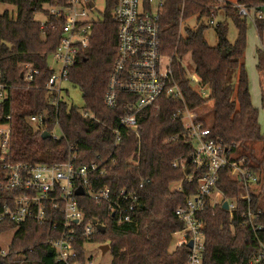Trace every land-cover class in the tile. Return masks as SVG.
I'll use <instances>...</instances> for the list:
<instances>
[{"label": "trees", "instance_id": "1", "mask_svg": "<svg viewBox=\"0 0 264 264\" xmlns=\"http://www.w3.org/2000/svg\"><path fill=\"white\" fill-rule=\"evenodd\" d=\"M43 1L48 0H0V5L15 8L13 15L8 10L0 12V72L11 88L8 98L0 102V123L5 116L11 117L10 159L30 165L54 164L65 161L69 147H72L76 150L77 164L106 165L104 175L91 177L93 188L105 185L138 193L142 208L133 221L121 225L114 222L104 205L96 206L86 196L77 198L84 220L95 219L105 226L103 234L96 232L90 240L80 239L75 245L79 259L84 257L83 242H96L109 245L111 264H186L187 247H177L170 252L169 246L173 233L182 228L174 211L195 193L197 182L187 181L184 170L172 167L175 161L188 158L193 148L191 142L180 135L182 123L179 118L172 121L173 113L183 104L192 111L201 108L207 100L202 96V89L206 88L208 99L213 101L212 122L207 124L201 113L198 118L211 130L210 138L219 139L226 146L232 145L233 151L246 159L245 166L256 173L261 171L264 177V158L255 160L252 154L237 151V146L247 139L264 140L259 133L252 135L259 131V126L257 109L251 103L247 73L241 63L245 49V20L235 11L226 10L238 30L237 38L230 43L226 26L218 23L215 26L217 43L209 46L203 38L202 26L187 29L183 36L179 35V1H169L160 18V49L161 54L169 58L172 79L181 90L184 102L160 97L155 106L137 114L138 135L121 129L119 143L114 146L112 129L117 127L126 111L121 104L113 109L103 104L117 44V26L111 18L113 0H107L102 19L91 29L88 47L79 51L63 81L80 90L81 111L66 100L67 91L62 86L56 104L54 96L44 87L51 74L47 58L57 45L61 22L46 30L40 28L33 13ZM238 1L257 4L260 0ZM253 21L257 35L261 37L264 22L258 18ZM188 53L197 86L190 83L181 64ZM24 64H30L38 71L28 82L21 75ZM257 66L264 86V55L261 52ZM83 112L89 115L84 116ZM39 115L45 117L40 129L28 124V117ZM55 122L60 137L42 139V131L50 132ZM174 135L179 137L171 141ZM109 158L115 159V163L109 164ZM145 180L149 182L139 188V182ZM177 182H181V188L171 190V184ZM216 188L225 199L235 201V208L232 215L218 205L206 208L201 214L205 223L202 264H264V257L254 261L260 252V244L264 246V219L261 221L263 230L256 235L241 225L246 204L236 199L241 185L228 175L227 169L220 170ZM5 195L0 191V206ZM14 228L8 253H0V264H64L56 262L45 245L51 234L50 226L29 221L17 226L1 223L0 234ZM19 253L23 258L13 259L14 254Z\"/></svg>", "mask_w": 264, "mask_h": 264}, {"label": "built area", "instance_id": "2", "mask_svg": "<svg viewBox=\"0 0 264 264\" xmlns=\"http://www.w3.org/2000/svg\"><path fill=\"white\" fill-rule=\"evenodd\" d=\"M169 1L171 0H113L111 18L117 26V44L103 104L109 109L121 104L126 111L120 117L117 127L112 129L114 146L119 143L121 129L138 135L137 114L145 108L155 106L160 97L184 102L181 90L172 79L169 61L164 71L161 69L162 58H169L161 54L160 18ZM177 1L179 35L184 19L191 17L198 20L204 17L213 25L217 13L223 11L227 15L228 9L235 11L243 19L258 18L264 22V0L257 4L240 3L238 0L236 3L227 0ZM97 2L103 4L101 10L97 8ZM106 4L107 0H48L41 2L33 13L34 20L43 30L61 22L57 45L50 54L58 70L56 73L49 68L51 74L44 85L46 91L54 96L55 104L60 100L61 83L65 81L68 69L79 51L88 47L91 29L102 19ZM37 73L30 64L22 66L21 75L26 82L31 81ZM188 79L197 86L198 80L194 73ZM10 90L0 72V102L8 98ZM83 115L89 114L83 112ZM178 118L183 127L180 135L190 141L193 148L188 158L175 161L172 167L182 170L188 167L189 172L185 174V178L187 181L195 180L197 189L174 211L182 228L173 235L178 236L176 248L187 247L191 242V247H187L186 264H202L205 223L201 214L208 207H222L224 201L227 202L230 215L235 208V201L225 199L216 188L220 170L227 169L228 175L239 181L241 188L236 199L246 204L241 214V225L250 228L255 235L263 230L264 177L246 167V159L234 152L232 145L226 146L221 140L210 138L211 130L204 127L195 111L189 110L185 104L173 113L172 121ZM44 119L42 115L30 116L27 122L40 129ZM12 132L11 117L7 115L0 123V191L6 193L0 206V224L11 223L17 226L27 221L37 225L46 224L51 227V234L45 245L52 251L56 262L93 264L85 255L87 242H83V260L79 259L75 249L80 239L88 241L98 232L93 220H84L77 198L86 196L96 206L104 205L114 222L121 225L133 221L142 208L138 193L125 188L112 189L105 185L93 188L91 177L104 175L106 165L95 162L77 164L76 150L72 147H69L70 153L66 160L59 163L30 165L13 162L9 157ZM48 133L53 139L60 137L56 122ZM178 137L179 135H174L170 139L176 141ZM108 162L114 164L115 159L109 158ZM148 182L149 180L141 181L138 187ZM79 187L83 189L81 196L75 194ZM180 188L181 182L178 190ZM260 247L254 261L264 257V246L260 244ZM8 250V246L6 249L0 248V253L5 255ZM16 255L23 257L20 253Z\"/></svg>", "mask_w": 264, "mask_h": 264}, {"label": "rangeland", "instance_id": "3", "mask_svg": "<svg viewBox=\"0 0 264 264\" xmlns=\"http://www.w3.org/2000/svg\"><path fill=\"white\" fill-rule=\"evenodd\" d=\"M231 3H236L237 0H227ZM97 8L99 10L102 9L103 4L100 2L96 3ZM8 10L10 15L14 13V6L13 5H0V12ZM245 20V49L243 51V55L241 58V63L243 64L248 78V89L251 97V103L253 107L257 109V116L256 121L259 126V131L257 130L252 133V135L259 133V136H264V100L262 102V98L264 99V86L261 82V72L257 66L258 64V57L259 53L261 52L264 55V33L261 37L257 35L254 21L250 17H246ZM214 23H223L227 29V40L230 43H233L237 38L238 30L236 28L235 23L233 22L230 16L224 14L223 11L217 13L214 17ZM215 24L210 25L208 19L201 18V19H194V18H187L182 21L180 30L181 35L185 34V31L194 30L198 27L203 28V38L209 46H215L217 43V35L215 32ZM169 59L162 58L161 60V69L164 71V67L167 66ZM48 67L54 70L57 73L58 67L57 64L53 61L51 56L47 58ZM181 64L186 71V75L189 78L190 75L194 73V66L190 58V54H186L182 60ZM61 86L67 91L66 100L72 104L73 106L77 107L80 111L82 110V98L80 90L72 85L69 82H62ZM196 86V85H195ZM202 96L206 98V102L204 105L199 108L195 113L200 116V113L203 115V118L207 124L212 122V107L213 101L208 99L209 92L206 88L202 89ZM58 133V132H57ZM263 148H264V140H251L247 139L244 141L243 145L237 146V151L239 154L241 152L245 153L246 155L252 154L255 160H261L264 158L263 155ZM241 151V152H240ZM253 160V164L255 163ZM252 163V161H251ZM263 171H264V164H263ZM262 176V172L260 171L258 175ZM179 183H173L170 186L171 190H178ZM14 231H8L5 233L0 234V248L6 249L7 246H10V240L13 236ZM178 239L177 235H172V240L169 246V251L172 252L176 249V241ZM100 244L96 242H87L85 245V255L87 259L91 260L93 264H111V257L108 250L102 254L99 249ZM20 257L14 254L13 259H20Z\"/></svg>", "mask_w": 264, "mask_h": 264}, {"label": "water", "instance_id": "4", "mask_svg": "<svg viewBox=\"0 0 264 264\" xmlns=\"http://www.w3.org/2000/svg\"><path fill=\"white\" fill-rule=\"evenodd\" d=\"M90 5H92V3H90ZM223 55H224V53H223ZM48 137H50V136H49V133H48L47 131H43V132L41 133V138H42V139H45V138H48ZM188 172H189V168L186 167V168L184 169V174H188ZM75 194H76L77 196H81V195H83V189H82V187L77 188V189L75 190ZM222 207H223L224 209H227V208H228V205H227V202H226V201L223 202ZM92 222L95 224V227H96V229H97V231H98L99 233H102V234H103V233L105 232V226L99 224L95 219H93ZM187 247H191V242L188 243ZM99 249H100L101 253L104 254V253L109 249V245H108V244L100 245V246H99ZM48 253H49V254H52V251H51V250H48Z\"/></svg>", "mask_w": 264, "mask_h": 264}]
</instances>
